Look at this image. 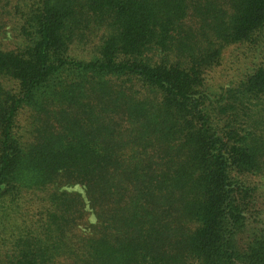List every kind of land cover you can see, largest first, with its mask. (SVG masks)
Segmentation results:
<instances>
[{"label":"trees","instance_id":"1","mask_svg":"<svg viewBox=\"0 0 264 264\" xmlns=\"http://www.w3.org/2000/svg\"><path fill=\"white\" fill-rule=\"evenodd\" d=\"M10 19L0 264H264V0H0ZM234 44L260 62L210 85Z\"/></svg>","mask_w":264,"mask_h":264},{"label":"rangeland","instance_id":"2","mask_svg":"<svg viewBox=\"0 0 264 264\" xmlns=\"http://www.w3.org/2000/svg\"><path fill=\"white\" fill-rule=\"evenodd\" d=\"M15 21L10 19L4 31L0 32V40L7 48H15L20 44V34L15 29ZM72 55L79 59H90L92 57L91 47H84L82 45H75L72 48ZM260 62V56L255 52L251 53L246 44H234L228 46L222 55L218 65L212 68L207 73V81L210 85L217 88L221 85H229L236 82L238 79L244 77L251 71L256 64ZM21 123L24 124V118H21ZM259 185V192L264 195V178L254 179ZM68 190H76L85 195L84 189L77 185L67 188ZM255 203L251 212L248 213L249 223L255 226L259 218H264V196ZM93 214H89L88 221H94ZM86 230V229H84Z\"/></svg>","mask_w":264,"mask_h":264}]
</instances>
